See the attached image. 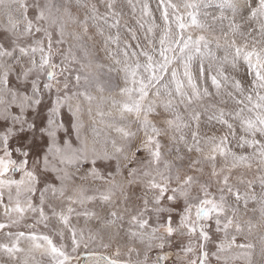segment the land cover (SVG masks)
Segmentation results:
<instances>
[{
  "label": "clouds",
  "instance_id": "9594fccd",
  "mask_svg": "<svg viewBox=\"0 0 264 264\" xmlns=\"http://www.w3.org/2000/svg\"><path fill=\"white\" fill-rule=\"evenodd\" d=\"M0 264H264V0H0Z\"/></svg>",
  "mask_w": 264,
  "mask_h": 264
}]
</instances>
